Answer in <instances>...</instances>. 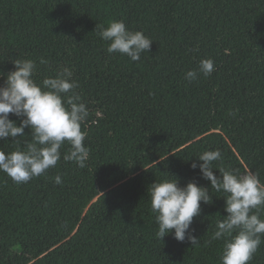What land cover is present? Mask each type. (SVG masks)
<instances>
[{
    "label": "trees",
    "instance_id": "16d2710c",
    "mask_svg": "<svg viewBox=\"0 0 264 264\" xmlns=\"http://www.w3.org/2000/svg\"><path fill=\"white\" fill-rule=\"evenodd\" d=\"M119 19L153 40L138 61L109 54L97 35ZM21 58L36 62L37 83L73 71L90 154L80 168L63 160L65 144L56 167L27 183L0 172V264H221L223 241L211 236L227 194L209 186L191 245L157 238L148 189L169 175L208 186L190 165L216 149L217 167L264 182V0H0V85ZM208 58L209 76L185 79ZM261 239L248 264H264Z\"/></svg>",
    "mask_w": 264,
    "mask_h": 264
},
{
    "label": "clouds",
    "instance_id": "9594fccd",
    "mask_svg": "<svg viewBox=\"0 0 264 264\" xmlns=\"http://www.w3.org/2000/svg\"><path fill=\"white\" fill-rule=\"evenodd\" d=\"M97 35L108 42L109 54L120 53L132 61H138L141 54L148 52L153 40L142 30H130L123 19L111 20L107 26L99 24ZM14 70L9 71L3 85H0V140H11L15 148L11 152L0 150V172L7 174L15 184L45 174L56 167L62 158L61 149L68 145L63 160L75 162L80 168L87 165L90 150L85 146L87 132L83 130L90 113L76 89L73 71L61 67L54 76H48L39 83L34 79L37 70L32 59H15ZM41 64L47 63L44 58ZM214 71L212 59H202L198 68L188 70L185 79L189 82L203 74ZM0 75H4L0 73ZM19 119V124L9 118ZM234 113H230L232 115ZM31 130V139L21 141L24 129ZM222 160L219 149L206 150L190 165L199 169L208 186L198 185L194 180L180 186L178 178H168L151 183V210L158 225L157 238L161 241L171 234L179 242L186 239L197 245L199 239L191 228L194 217L201 211V202L211 203L209 186L216 192H224V210L227 215L217 220L211 240L223 241L221 264H248L252 260L264 236V182L258 173L249 169L241 173L238 169L217 167ZM213 169L219 171L215 175ZM61 184L60 175L54 177Z\"/></svg>",
    "mask_w": 264,
    "mask_h": 264
}]
</instances>
